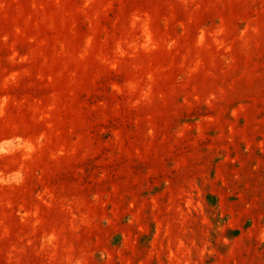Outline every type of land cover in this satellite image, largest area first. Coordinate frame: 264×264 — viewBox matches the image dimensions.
Segmentation results:
<instances>
[{
    "label": "rangeland",
    "instance_id": "1",
    "mask_svg": "<svg viewBox=\"0 0 264 264\" xmlns=\"http://www.w3.org/2000/svg\"><path fill=\"white\" fill-rule=\"evenodd\" d=\"M0 264H264V0H0Z\"/></svg>",
    "mask_w": 264,
    "mask_h": 264
}]
</instances>
